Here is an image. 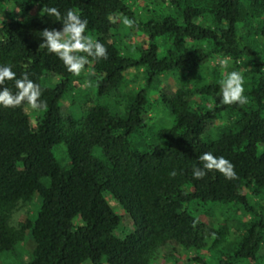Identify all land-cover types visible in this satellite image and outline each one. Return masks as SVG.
I'll return each instance as SVG.
<instances>
[{
	"label": "trees",
	"instance_id": "1",
	"mask_svg": "<svg viewBox=\"0 0 264 264\" xmlns=\"http://www.w3.org/2000/svg\"><path fill=\"white\" fill-rule=\"evenodd\" d=\"M170 2L177 17L141 22L125 0H0V65H10L17 79L27 74L47 103L42 110L0 106V254L31 240L25 264H151L174 243L195 251L196 264H264V0ZM45 6L57 8L61 19L40 12ZM69 9L88 21L84 35L107 48V59L89 57L79 76L39 48L41 32L62 30ZM122 16L136 21L130 32L141 42L137 58L118 45ZM230 66L244 77L247 104L221 102ZM139 71L144 85L132 89ZM164 76L175 77V90H158L155 102L172 123L146 144L148 94ZM86 79L95 103L87 96L76 115ZM5 86L17 92L14 80ZM102 98L123 103V112L100 105ZM67 99L73 112L64 115ZM59 144L67 167L54 157ZM205 152L228 159L237 179L217 171L194 179ZM35 201V216L14 224L15 212ZM226 206L240 215L224 216L209 232L191 212L208 208L210 216ZM123 215L133 230L120 236Z\"/></svg>",
	"mask_w": 264,
	"mask_h": 264
},
{
	"label": "rangeland",
	"instance_id": "2",
	"mask_svg": "<svg viewBox=\"0 0 264 264\" xmlns=\"http://www.w3.org/2000/svg\"><path fill=\"white\" fill-rule=\"evenodd\" d=\"M134 10L135 17L137 21H146L149 18L157 19L163 16H172L177 17L178 8L173 6L170 2V0H125ZM122 23V20L120 24ZM130 29L125 25H123L117 30L118 36L120 39L118 45L120 46L121 50L123 51V54L125 56L131 57V58H137L138 57V48L140 47L141 42L139 41V38H137L136 34L133 32H130ZM124 37H127L124 39ZM164 47V46H163ZM138 71V70H137ZM234 71V69L230 66L227 69V73ZM128 78H131L129 74H127ZM135 79L134 83L130 86V88L136 90L143 87L144 83L142 82L143 75H141L139 72H133L132 74ZM174 76H167L162 77L160 79V82H156L155 86L150 89V92L148 94L149 101H150V123L147 124L148 128L146 131V139L142 140L146 144H155L156 140H153L151 137L152 132H156L162 128H167L172 123V118L170 116L169 111L162 105H159L155 102L156 98L158 97V90H163L167 93H171L173 90H175V87L171 84H174ZM56 83V81H53V84ZM90 83V84H89ZM81 90L80 95L76 94V106L71 110V101L69 99L63 101L62 103V113L64 115H68L69 113H75L76 115H80L81 112L84 110L83 108V100L84 98H91V102L95 103V97H96V89L92 86L90 80L86 79L83 81V84L79 88ZM82 98V99H81ZM99 104L106 106L111 112L121 114L124 110L123 103H117L114 98H102L99 100ZM148 120V118H147ZM53 154L57 162L63 166L67 167L69 165L67 155H66V149L64 144H59L54 147ZM107 199L109 200L110 205L113 207V209L118 212H120V208L118 204L112 199L110 195H107ZM40 206V201H35L33 205H29L28 207H23L15 212V214L12 217V221L14 224H16L20 220H24L28 215L33 213V217L36 214V211L38 210ZM221 208V207H220ZM214 210L210 215H205V212L208 208L204 209H198L197 211L192 210V214L196 216L197 218L202 219V221L205 223L206 231L209 232L213 228H216L218 223L223 221L225 217H230L232 219L238 218L240 215V211H235V208H229L228 206L222 207L221 209ZM122 214V213H121ZM223 215V216H222ZM225 216V217H224ZM233 222V221H230ZM235 224V222H233ZM133 230V226L131 223V220L127 216H122V221L119 230L117 231L118 235H123L125 233H128ZM34 248V244L31 240H27L24 244H21L17 251L13 254H0V264H3L6 262L7 264H25L28 262L29 254ZM175 254L176 257H171V255ZM196 255L195 251H185L179 246H177L174 243H169L164 248L160 249L158 254L156 255L154 261L151 264H196L192 262L191 257ZM206 261L209 262V259L207 257ZM2 262V263H1ZM89 264V263H84Z\"/></svg>",
	"mask_w": 264,
	"mask_h": 264
},
{
	"label": "clouds",
	"instance_id": "3",
	"mask_svg": "<svg viewBox=\"0 0 264 264\" xmlns=\"http://www.w3.org/2000/svg\"><path fill=\"white\" fill-rule=\"evenodd\" d=\"M40 12L47 13L49 17L55 16L57 20L61 19V13L55 7L45 6ZM110 19L113 18L110 17ZM122 23L128 28H133L136 21L127 16H122ZM62 25V30L45 28L41 32L44 43H41L39 48H46L50 54L57 56L68 72L79 76L85 65L90 64L89 57L107 59V48L104 44L84 35L88 21L81 19L76 11L67 10ZM221 66L227 67V61H221ZM13 80L17 89L15 94L5 86V81ZM0 86H2L0 106L4 108H16L25 103L32 110L47 108V103L40 99L42 96L40 86L29 79L27 74H23L21 78L17 79L16 73L10 65H0ZM221 102L225 105L247 104L248 100L244 95V77L239 71L227 73L225 79L221 81ZM198 159L202 163V167H193L192 175L194 179H203L209 171H217L227 180L237 179L234 165L225 157H217L211 152H205ZM176 175L175 170L170 173L173 178Z\"/></svg>",
	"mask_w": 264,
	"mask_h": 264
}]
</instances>
